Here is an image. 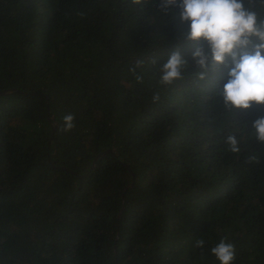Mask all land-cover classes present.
I'll return each mask as SVG.
<instances>
[{"label":"trees","instance_id":"1","mask_svg":"<svg viewBox=\"0 0 264 264\" xmlns=\"http://www.w3.org/2000/svg\"><path fill=\"white\" fill-rule=\"evenodd\" d=\"M186 28L156 0H0V264H219L222 238L264 264V110H223L232 62L198 80L203 41L158 84Z\"/></svg>","mask_w":264,"mask_h":264},{"label":"clouds","instance_id":"2","mask_svg":"<svg viewBox=\"0 0 264 264\" xmlns=\"http://www.w3.org/2000/svg\"><path fill=\"white\" fill-rule=\"evenodd\" d=\"M144 0H132L134 5L143 6ZM157 9L165 16H172L180 24L187 25L178 32V45L168 55L166 61L158 67V84L170 86L184 78L190 68L189 61L181 51L183 45L207 44V50L197 47L192 59L204 72L197 73L198 80L206 79V71L212 67L225 66L231 59L226 82L216 89V96L223 110L233 117H238L242 110H264V0H156ZM179 8V13L175 9ZM144 61L138 59L129 69L136 75L137 81L142 76L137 69ZM153 101H159L157 92ZM65 130L74 127V116L63 117ZM251 135L255 141L264 145V115L251 122ZM226 143L231 152L239 153L240 139L234 131L226 136ZM251 160L256 156L252 155ZM195 247L203 249L204 239H196ZM210 253L219 264H234L236 246L222 238L210 249Z\"/></svg>","mask_w":264,"mask_h":264},{"label":"water","instance_id":"3","mask_svg":"<svg viewBox=\"0 0 264 264\" xmlns=\"http://www.w3.org/2000/svg\"><path fill=\"white\" fill-rule=\"evenodd\" d=\"M2 92H5V91H2ZM107 152V150L106 151H104V152H102L101 154L103 155V154H105ZM131 185H132V183H130ZM126 188V187H125Z\"/></svg>","mask_w":264,"mask_h":264}]
</instances>
